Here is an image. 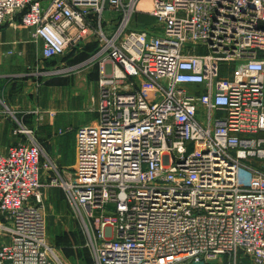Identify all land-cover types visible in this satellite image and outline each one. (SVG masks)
Listing matches in <instances>:
<instances>
[{"label": "built area", "instance_id": "1", "mask_svg": "<svg viewBox=\"0 0 264 264\" xmlns=\"http://www.w3.org/2000/svg\"><path fill=\"white\" fill-rule=\"evenodd\" d=\"M143 2L154 21L131 29ZM13 13L44 58L98 41L96 121L59 177L95 264H264V0H0V27ZM15 132L29 137L0 152V264H55L42 150Z\"/></svg>", "mask_w": 264, "mask_h": 264}, {"label": "rangeland", "instance_id": "2", "mask_svg": "<svg viewBox=\"0 0 264 264\" xmlns=\"http://www.w3.org/2000/svg\"><path fill=\"white\" fill-rule=\"evenodd\" d=\"M149 6L148 2L140 4L139 11L131 19L129 26L131 29L142 28L145 24L153 23L154 19L148 13ZM116 16V14L110 11L105 12L102 25L107 24L110 18L114 20ZM94 38L92 35H86L81 41L82 43L80 42L75 45L70 52L63 56L47 59L44 62V66H46L45 70H40L34 65L29 66L21 73L23 74L22 77L9 81L5 80L4 83H6L0 86V138L7 139L13 136L15 138L14 143L18 140L25 141L29 137L28 134L15 132L23 126L30 131V135L36 139L42 150L40 154L41 187L38 193L42 205L40 206L41 211L45 220L47 244L52 247L57 256L55 264H95V257L86 243L87 238L83 231L82 223L69 206L66 192L60 185L59 177L63 178L68 173L69 168L63 166V158L64 156H70L71 153L67 151L69 149L65 146V155L62 158L61 156L60 158L54 156L56 151L52 148H47L51 143L50 141L46 142L45 138L47 134L41 129L42 124H45V117L47 116L45 112H42L48 110L45 106H54L56 109L61 108L60 102L62 103V101L57 94H52V97L43 98L39 96V91H41L43 86H61L63 87L62 91L67 94L65 100L70 99L73 93L80 95L83 89L87 88L86 81H88L89 77L87 76L89 74L95 75V79H92L95 85L92 86L93 88L96 87L100 79V58L95 57L92 59V56L99 48L98 41ZM231 72L232 63H224L219 79L229 80ZM22 78H26L29 81L23 85L21 84L23 82ZM132 79L138 88L147 86V82L141 77H133ZM93 93L94 91H92ZM93 108L95 116L93 117L92 115L93 118L91 117V119L96 121L97 104ZM57 132L63 134V130L61 129H58ZM74 133L75 131H70L73 138ZM74 145L75 143H73L72 147L73 160ZM245 163L252 166H260L257 159H247ZM239 175L240 179H242V184L246 185L250 174L241 167ZM52 180H56V182L50 183ZM227 263L228 259L222 257L209 264ZM240 263L253 264L249 258L242 255Z\"/></svg>", "mask_w": 264, "mask_h": 264}, {"label": "crops", "instance_id": "3", "mask_svg": "<svg viewBox=\"0 0 264 264\" xmlns=\"http://www.w3.org/2000/svg\"><path fill=\"white\" fill-rule=\"evenodd\" d=\"M18 17L17 13L7 15L4 25L0 27V86L6 83H4L5 80L9 81L22 77L23 74L21 73L29 66L34 65L40 70H45L46 66H44V62L49 59L44 58L42 54V41L33 39L31 35L32 28L22 25ZM92 40L95 42L94 39ZM9 51L14 52V55L6 56ZM87 77H89L88 81H86L87 88L83 89L82 94L77 95L73 93L72 97L67 100H65L67 94L62 91L63 87L61 86H43L41 91H39V96L43 98L52 97V94H57L62 101V103L60 102L61 108L56 109L54 106H45L48 110L42 112H45L47 116L45 117V124H42L41 129L47 134L45 138L46 142L50 141L51 143L47 148H52L56 151L54 156H57V158L61 156L62 158L65 155V146L69 149L67 151L71 155L64 156V161L62 162L66 168L73 163L72 147L73 143H75V133L73 138L70 131H75L77 127L83 124L94 122L91 117L92 115L93 117L95 116L93 107H96L98 102L99 89L98 83L96 87L93 88L92 86L95 85L92 80L95 79V75L89 74ZM22 79L23 82L21 84L23 85L29 81L26 78ZM92 91H94L93 94ZM58 129L63 130V134H59L57 132ZM14 141L15 138L13 136L7 139L0 138V152L5 153Z\"/></svg>", "mask_w": 264, "mask_h": 264}, {"label": "water", "instance_id": "4", "mask_svg": "<svg viewBox=\"0 0 264 264\" xmlns=\"http://www.w3.org/2000/svg\"><path fill=\"white\" fill-rule=\"evenodd\" d=\"M191 264H206L204 261H192Z\"/></svg>", "mask_w": 264, "mask_h": 264}, {"label": "trees", "instance_id": "5", "mask_svg": "<svg viewBox=\"0 0 264 264\" xmlns=\"http://www.w3.org/2000/svg\"><path fill=\"white\" fill-rule=\"evenodd\" d=\"M95 47H96V45H95ZM70 51H71V50H70ZM70 51H69V52H70ZM53 58H54V57H53Z\"/></svg>", "mask_w": 264, "mask_h": 264}]
</instances>
